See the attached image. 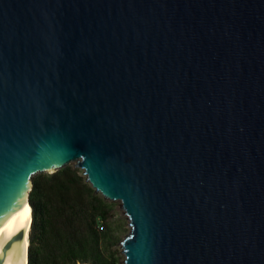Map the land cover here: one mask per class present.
I'll return each instance as SVG.
<instances>
[{"label": "water", "instance_id": "water-1", "mask_svg": "<svg viewBox=\"0 0 264 264\" xmlns=\"http://www.w3.org/2000/svg\"><path fill=\"white\" fill-rule=\"evenodd\" d=\"M68 166L122 264H264V0H0V232Z\"/></svg>", "mask_w": 264, "mask_h": 264}, {"label": "trees", "instance_id": "trees-1", "mask_svg": "<svg viewBox=\"0 0 264 264\" xmlns=\"http://www.w3.org/2000/svg\"><path fill=\"white\" fill-rule=\"evenodd\" d=\"M27 264H116L112 204L65 167L32 178Z\"/></svg>", "mask_w": 264, "mask_h": 264}, {"label": "bare ground", "instance_id": "bare-ground-1", "mask_svg": "<svg viewBox=\"0 0 264 264\" xmlns=\"http://www.w3.org/2000/svg\"><path fill=\"white\" fill-rule=\"evenodd\" d=\"M31 208L28 204L20 209L17 216L0 232V241L7 235L14 233L17 229L24 231V239L21 242H14L7 252L3 264H26V250L28 247L27 234L31 225Z\"/></svg>", "mask_w": 264, "mask_h": 264}, {"label": "rangeland", "instance_id": "rangeland-1", "mask_svg": "<svg viewBox=\"0 0 264 264\" xmlns=\"http://www.w3.org/2000/svg\"><path fill=\"white\" fill-rule=\"evenodd\" d=\"M110 203L113 206L111 212V219H110L112 233H113V241L115 243L113 250L116 253L115 256H117L116 264H122L124 258L120 254V249L118 244L128 232L127 221L124 214L120 211L119 202L113 201Z\"/></svg>", "mask_w": 264, "mask_h": 264}]
</instances>
